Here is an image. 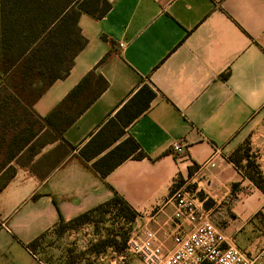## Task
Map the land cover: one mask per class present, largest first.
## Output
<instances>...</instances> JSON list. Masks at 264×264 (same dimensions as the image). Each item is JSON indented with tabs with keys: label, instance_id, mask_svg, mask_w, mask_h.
Here are the masks:
<instances>
[{
	"label": "crops",
	"instance_id": "crops-1",
	"mask_svg": "<svg viewBox=\"0 0 264 264\" xmlns=\"http://www.w3.org/2000/svg\"><path fill=\"white\" fill-rule=\"evenodd\" d=\"M105 1L102 18L80 15L85 44L69 73L32 88L18 103L22 118L2 124L0 264H76L73 239L94 264H120L118 236L94 221L115 197L134 214L110 209L128 241L152 234L167 255L172 235L191 229L178 230L170 200L189 178L199 223L257 256L264 193L230 156L247 146L264 179V0ZM175 143L182 154L171 152ZM213 156L214 167L199 170Z\"/></svg>",
	"mask_w": 264,
	"mask_h": 264
},
{
	"label": "trees",
	"instance_id": "trees-1",
	"mask_svg": "<svg viewBox=\"0 0 264 264\" xmlns=\"http://www.w3.org/2000/svg\"><path fill=\"white\" fill-rule=\"evenodd\" d=\"M109 9L105 0H0V87L23 95V102L32 88L42 92L63 79L85 44L78 28L80 15L87 13L100 19ZM129 143L131 151L139 150L132 141ZM135 158L142 159L144 154L138 151ZM230 161L243 178L263 192L264 179L247 146L235 151ZM182 183L178 179L173 188ZM110 209H117V216L124 219L134 217L118 197L94 211L109 213ZM92 212L76 218L70 225L88 221Z\"/></svg>",
	"mask_w": 264,
	"mask_h": 264
},
{
	"label": "built area",
	"instance_id": "built-area-1",
	"mask_svg": "<svg viewBox=\"0 0 264 264\" xmlns=\"http://www.w3.org/2000/svg\"><path fill=\"white\" fill-rule=\"evenodd\" d=\"M119 49L124 44H118ZM175 155L183 153L180 143L171 147ZM218 154V150L214 155ZM213 157L203 163L200 169L214 167ZM241 174V173H240ZM195 184L194 178L184 181L179 187L172 188L170 200L174 205L173 219L177 223L178 230L184 225H190L188 232H180L172 235L173 249L163 255L159 249L151 246L152 234L147 235L145 241L129 239L127 252L140 259L143 264H259L264 256V249L257 256H251L238 248L234 243H228L219 231L209 222L199 223L200 215L195 204V198L190 187ZM264 217V206L261 210ZM38 262V260L35 258ZM39 263V262H38Z\"/></svg>",
	"mask_w": 264,
	"mask_h": 264
},
{
	"label": "rangeland",
	"instance_id": "rangeland-1",
	"mask_svg": "<svg viewBox=\"0 0 264 264\" xmlns=\"http://www.w3.org/2000/svg\"><path fill=\"white\" fill-rule=\"evenodd\" d=\"M10 90L11 89L9 88L6 89L5 87H0V131L1 129H4L2 126L3 123L5 127H7L8 125V128H11L14 125L15 121H17L19 118H22L21 115L22 111H18L19 110L18 108L21 107V105L18 104L17 100H19V102H22L21 98L23 95L19 93L17 94L16 92L11 93ZM12 96L17 99L16 100L17 102L15 101V99L9 98ZM7 129H5V131ZM263 193H264V183H263ZM94 221L98 223L96 226L99 229L98 231L102 232V234L105 235L115 234L116 236H118L121 246L120 248L122 251L124 250L123 254L126 251L125 258L122 261H120V264H129L131 261L130 256H134V255L127 252V243H128L127 223L123 220H119V218H117L115 212L113 211L103 214L102 216L95 217ZM71 242L69 241V243L72 244V247L70 249L72 250L71 257H73L74 260H77L76 264H80V261L82 260L85 261L84 264L95 263L88 256H86L87 253L85 251L84 252L79 251V248L82 247L83 245L80 241H77V239H73V241ZM37 260L39 262L38 263L36 261L37 264H44L42 261L39 260V258ZM101 264H108V263H101Z\"/></svg>",
	"mask_w": 264,
	"mask_h": 264
}]
</instances>
